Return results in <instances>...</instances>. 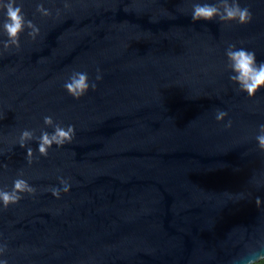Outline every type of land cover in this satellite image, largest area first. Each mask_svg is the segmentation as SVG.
<instances>
[{"label": "water", "instance_id": "95a60500", "mask_svg": "<svg viewBox=\"0 0 264 264\" xmlns=\"http://www.w3.org/2000/svg\"><path fill=\"white\" fill-rule=\"evenodd\" d=\"M191 2L53 0L48 18L24 4L40 34L0 54V186L21 170L36 193L0 210L8 264H231L264 243V90L246 97L224 68L227 43L264 60V0H241L245 25L193 22ZM97 68L94 90L65 94L72 70ZM43 115L75 135L46 157L32 143L29 165L15 139ZM57 175L59 199L44 191Z\"/></svg>", "mask_w": 264, "mask_h": 264}, {"label": "clouds", "instance_id": "9594fccd", "mask_svg": "<svg viewBox=\"0 0 264 264\" xmlns=\"http://www.w3.org/2000/svg\"><path fill=\"white\" fill-rule=\"evenodd\" d=\"M27 0H0V54L9 50H19L21 34L34 40L40 34V27L24 11ZM35 3L34 13L41 18L59 16L61 9L45 7L53 0H32ZM64 8L68 7L69 0H60ZM191 21H212L219 23H235L245 25L252 19V13L247 5L242 6L241 0H192L189 13ZM224 68L227 79L235 90L252 98L258 91L264 90V60L256 61L255 52L245 47H237L227 43L224 48ZM102 78L100 69H96L94 79H89L86 71L72 70L63 81L62 87L66 95L74 100L84 96L89 89L96 88V82ZM226 110L217 108L213 118L221 123L224 129L232 126L231 119H226ZM44 127L37 130L31 128L21 129L15 139V145L24 150L27 164H31L34 155L32 143H35V156L46 157L52 146L60 148L70 143L75 135L72 124H61L54 121L52 115H43ZM50 129V130H49ZM252 139L256 149L264 153V121L256 125ZM70 178L56 176V183L47 186L44 191L53 198L59 199L61 193H68L71 188ZM255 186L264 188V181H255ZM36 188L24 178L21 170L17 171L12 179L11 186H0V210L17 204L25 195L31 197ZM243 198L244 193H236ZM262 199L259 195L253 198V203L259 206ZM6 245L0 243V264H8L5 256ZM231 264H264V243L256 248L246 251L243 255L233 258Z\"/></svg>", "mask_w": 264, "mask_h": 264}]
</instances>
